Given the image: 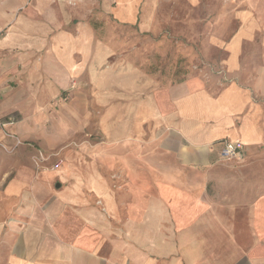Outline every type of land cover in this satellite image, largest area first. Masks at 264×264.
Returning a JSON list of instances; mask_svg holds the SVG:
<instances>
[{
  "label": "crops",
  "instance_id": "1",
  "mask_svg": "<svg viewBox=\"0 0 264 264\" xmlns=\"http://www.w3.org/2000/svg\"><path fill=\"white\" fill-rule=\"evenodd\" d=\"M180 1L231 28L214 44L224 85L103 68L92 14L132 24ZM0 84L33 111L18 134L68 141L91 107L105 139L31 180L0 165V264H264V0H0ZM225 142L240 161L221 159Z\"/></svg>",
  "mask_w": 264,
  "mask_h": 264
},
{
  "label": "rangeland",
  "instance_id": "2",
  "mask_svg": "<svg viewBox=\"0 0 264 264\" xmlns=\"http://www.w3.org/2000/svg\"><path fill=\"white\" fill-rule=\"evenodd\" d=\"M179 4L181 8L173 14L139 12L132 24L125 23L123 15L117 18L113 14H92L90 25L94 26V31L90 37L98 39L100 53L108 55L103 68L124 70L132 66L134 71L161 84L180 82L192 76L209 86L224 85V51L214 45L215 40L224 41L232 32L231 28L224 30V15L207 14L201 12V8L191 11L184 1ZM9 86L12 92L18 89L12 82ZM75 91L76 84H73L71 93L63 98L71 101ZM5 96V89L0 84V165H4L6 180L19 176L31 180L43 172L57 170L65 159L76 163V154L80 153L81 160L83 157L89 160L96 145L105 143L96 118L102 110L91 107L85 115H93L92 120L84 126L83 133L75 132L65 142L30 140L15 129L29 118L32 109L28 105L14 108V105H5ZM44 129H51L47 120L45 126L32 127L36 133ZM61 185L56 180L53 191L60 190ZM95 208L107 213L98 200Z\"/></svg>",
  "mask_w": 264,
  "mask_h": 264
},
{
  "label": "built area",
  "instance_id": "3",
  "mask_svg": "<svg viewBox=\"0 0 264 264\" xmlns=\"http://www.w3.org/2000/svg\"><path fill=\"white\" fill-rule=\"evenodd\" d=\"M222 160L240 161L243 158V147L240 143L225 142L220 150Z\"/></svg>",
  "mask_w": 264,
  "mask_h": 264
}]
</instances>
